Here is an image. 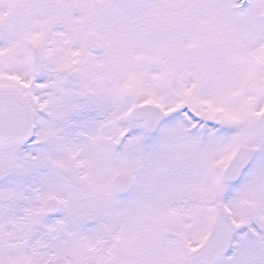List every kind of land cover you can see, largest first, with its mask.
I'll return each mask as SVG.
<instances>
[{
    "label": "snow or ice",
    "instance_id": "snow-or-ice-1",
    "mask_svg": "<svg viewBox=\"0 0 264 264\" xmlns=\"http://www.w3.org/2000/svg\"><path fill=\"white\" fill-rule=\"evenodd\" d=\"M0 264H264V0H0Z\"/></svg>",
    "mask_w": 264,
    "mask_h": 264
}]
</instances>
